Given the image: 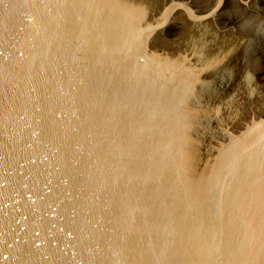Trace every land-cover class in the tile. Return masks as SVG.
Segmentation results:
<instances>
[{"label": "water", "instance_id": "1", "mask_svg": "<svg viewBox=\"0 0 264 264\" xmlns=\"http://www.w3.org/2000/svg\"><path fill=\"white\" fill-rule=\"evenodd\" d=\"M0 264H264V0H0Z\"/></svg>", "mask_w": 264, "mask_h": 264}]
</instances>
